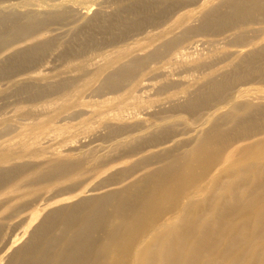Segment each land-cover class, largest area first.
I'll return each mask as SVG.
<instances>
[{"label":"bare ground","instance_id":"6f19581e","mask_svg":"<svg viewBox=\"0 0 264 264\" xmlns=\"http://www.w3.org/2000/svg\"><path fill=\"white\" fill-rule=\"evenodd\" d=\"M107 1L114 5L111 12L87 16L81 10L91 0H0V51L7 52L0 55V79L8 81L0 99L27 104L57 97L42 107L48 111L42 118L34 106L18 107L25 117L19 130L0 136V194L6 196L0 209L20 212L22 206L10 202L22 197L24 188H31L28 193L36 201L39 185L51 189L82 166L101 175L111 164L129 159L93 192L147 168L118 188L47 211L28 241L12 252L18 257L14 264H264V29L247 30L264 23V0H205L198 11L181 13L196 0ZM174 16L167 28L145 32ZM71 21L66 39L52 35L51 26ZM229 29L236 31L226 45L240 49L229 54L228 70H210L187 87H172L165 98L168 107L156 105L160 100H139L144 74L162 69L172 51L181 54L177 48L186 49L180 45L191 38ZM142 33L144 42L123 44ZM56 48L67 72L32 76ZM95 51L101 53L88 57ZM201 60L191 62L199 66ZM87 91L95 101H83L90 96H84ZM128 106L146 110L152 119L175 113L171 122L198 131L169 146L176 137L170 124H153L152 131L133 136L143 126L127 122ZM223 107L227 110L219 112ZM107 109L114 112L110 123L100 124L101 138L112 143L104 154L87 151L86 144L73 139L96 130L92 119L105 118ZM210 110L205 118L199 116ZM70 111L75 112L70 117H91L75 127L63 124L60 117ZM10 124L0 122L3 129ZM70 129L72 140L81 143L78 148L61 156L44 146L49 133ZM150 149L156 150L130 160ZM46 154V162L35 163Z\"/></svg>","mask_w":264,"mask_h":264},{"label":"rangeland","instance_id":"374dc122","mask_svg":"<svg viewBox=\"0 0 264 264\" xmlns=\"http://www.w3.org/2000/svg\"><path fill=\"white\" fill-rule=\"evenodd\" d=\"M106 0H91V2H88L86 5H83L84 8L81 10L84 14L87 16L92 15L95 11L102 10L106 12H111L114 7V5ZM205 0H196L195 4L187 7L179 13L184 12L186 10H193V12L198 11V6L204 2ZM13 2V1H12ZM6 4V2L4 3ZM89 8V9H88ZM91 9V10H90ZM177 13V14H179ZM176 16V15H175ZM174 17H171L168 22H164L162 25H160L156 29L148 28L145 32H151L156 33L159 32L162 29L167 28L170 26L171 22L174 20ZM74 21L66 22L62 25H53L51 26L52 29V35H56L59 39H66L68 36V31L73 27ZM258 29H264V23L263 24H252L247 26V30H258ZM235 29H229L226 31H223L216 35H205V36H195L191 38L187 43H184L180 45V47H186V49H180L181 54H174V51L168 55V60L162 64L163 68L160 70H155L151 73H146L143 76V82L141 86L138 88V92H136V95L140 98L139 100L146 101V100H160L159 104H156L158 106L164 105L165 107H168L167 102L165 101V98L167 95L174 91L173 88H184L189 86V83H192L195 79H200L202 76L209 72L210 70H217L216 73H220L222 71L228 70V67L226 64L228 63L227 58L229 57V54L239 50L240 48H236L233 46L226 45L231 39L232 35L235 33ZM146 33H142L140 35H136L133 37H129L123 44L127 45H133L135 42H144L140 41L145 36ZM262 34V33H260ZM264 33L261 35L263 36ZM250 36H260L258 34L248 33V37ZM209 48V51L207 50ZM248 47H246L247 49ZM6 50V49H5ZM5 50L0 51V55H5L7 52ZM104 50H110V48H105ZM242 50H245L242 49ZM58 49H54L51 53L46 55L41 63L39 64L37 70L35 73H32V76H54L58 73L67 72V69L65 68V64L62 60L58 59L57 55ZM204 51V52H203ZM194 52V54H193ZM101 53V52H100ZM99 51L91 52L88 54V57L94 58L97 57L99 54ZM198 53V54H197ZM142 54V53H140ZM211 54H215L214 57L211 59L208 58ZM197 57H202V60L204 63L200 64L199 66H195L196 64L191 62L192 59H195ZM190 58V59H189ZM98 59V58H96ZM184 59V61H182ZM187 59V60H186ZM201 63V62H200ZM210 63V64H209ZM161 66V64H159ZM176 66V67H175ZM168 73V74H167ZM191 73V74H190ZM196 73V74H194ZM39 74V75H38ZM69 75H76L75 72H69L67 73ZM65 74V75H67ZM182 76V78H181ZM165 82H169L168 86L162 87V85ZM8 85V81L6 79H0V88H4ZM254 88H261L259 85H252ZM173 87V88H172ZM248 86H240L237 87L238 90L245 89ZM195 87H191L190 90H193ZM235 89V90H237ZM125 90V89H124ZM90 95V96H88ZM84 96L85 99L83 101L86 102H92L95 101V97H91L90 91H87ZM252 97H255L253 94ZM57 97H48L45 98L42 101L36 102V103H19L15 98H8V99H0V122L2 120H10L11 126H9L7 129H3L0 126V136L5 135H14L19 130V123L25 120L24 116H21L17 112V108L20 106H34L36 109V113L39 115V118L43 117V114L45 112L47 113V110H44L45 106L47 108V104L50 105L52 102H57ZM252 99V102L257 103L259 102L256 99ZM4 101V103L2 102ZM53 105V104H51ZM42 107L44 108L42 110ZM155 108V107H154ZM88 113L91 112L92 108L86 107L83 108ZM78 109H75L76 111ZM227 110V107H223L219 110V112H224ZM74 111H70L65 114H63L60 118L65 119L62 121L63 124H68L70 126L75 127V125L82 120L83 118L91 117V114L83 115L82 117H78L73 114ZM136 112V114L132 112ZM153 109L151 108L149 112H152ZM212 110L205 111L201 115V118H205L207 115L210 114ZM114 111L107 109L106 110V117L102 119H92L91 124L93 125L96 130H94L92 133L88 135H79L78 137L72 136L73 129H70L68 131L62 132L60 134L55 133H49L48 137L50 141L44 140L45 145L49 146V151H55L59 153L61 156H64L65 150L68 148H78L81 143L86 144L87 151L97 150L98 154H104L107 150V146L111 144L112 142H105L106 139L101 138L104 131L100 128L102 124H105L106 122L110 123V120H107L109 115H111ZM148 112V113H149ZM75 113V112H74ZM129 113V114H128ZM146 110L143 109H134L131 106H128L126 108V111L124 112V115H127V122L128 123H139V127L143 129L135 131L132 133L133 136H139L143 135L146 132H150L153 130L154 126L156 125H164L170 124L171 127V133L176 134V137H174L171 142L167 144V146L172 145V143L176 140H187L189 138H192L196 135L197 129L195 131H192V126H188L184 124L183 122H171L177 114L166 112L164 114L157 115L155 119H152L146 115ZM138 114V115H137ZM130 115V117H129ZM140 115H142L140 117ZM70 117V118H68ZM29 121V120H28ZM101 121V122H100ZM168 121V122H166ZM111 123H115V121L111 120ZM101 124V125H100ZM18 127V130L16 129ZM201 128V127H200ZM15 130V131H14ZM12 131H14L12 133ZM11 132V133H10ZM9 137V136H7ZM125 136L121 137L124 138ZM6 138V137H5ZM75 141L80 140L81 143H76ZM81 138V139H80ZM85 139V140H82ZM87 139V140H86ZM71 140L76 143L74 144L71 142ZM82 140V141H81ZM87 141V142H86ZM69 143V144H68ZM98 143V144H97ZM101 143V144H100ZM74 144V145H72ZM243 143H240L237 146H241ZM64 146V147H63ZM61 148L60 150H58ZM156 149H150L144 153H141L140 155L130 158V160H134L139 156L145 155L151 151H155ZM46 157H48V154L45 155L44 158H41L39 160H36L35 163L40 162H46ZM84 157V156H83ZM129 160L128 158H124L121 162V164L114 165L111 164L110 166H113L112 168L108 169L107 172L99 175L96 171H87V169L82 166L80 167L77 172L68 181L60 182L57 185H55L53 188H48V185L46 183H42L39 185L40 192L36 197V201L34 200V196H31L28 191L31 189L24 188L22 194H24L22 197H19L17 199H14L10 202L11 205L17 206L21 205V211L20 212H11L10 210L4 212L3 208L0 209V261L2 263L0 264H14L16 259L18 258L15 254L12 252L17 249L18 247L24 245L26 241L30 238V235L35 229V226L38 224L40 219L44 216V214L53 209L57 208L66 204L74 203L76 200L82 197H88L94 194H99L104 192L105 190L109 189H115L118 188L127 182L131 181L135 177L139 176L141 173H143L147 168L140 170L137 172L133 177L127 179L123 183H120L119 185L109 186L105 189L97 190V191H90L92 188H94L97 183L103 178H105L110 172H112L115 168L123 167L125 165L124 162ZM84 161L81 162L83 164ZM6 196H3L0 194V201H4ZM37 213L39 216L38 218H34V214ZM21 227V228H20ZM12 253V255H11Z\"/></svg>","mask_w":264,"mask_h":264}]
</instances>
